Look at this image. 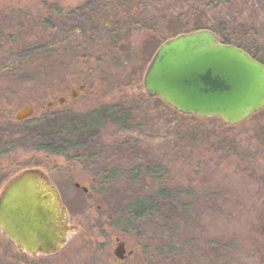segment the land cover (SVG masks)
I'll return each mask as SVG.
<instances>
[{"label": "rangeland", "instance_id": "obj_1", "mask_svg": "<svg viewBox=\"0 0 264 264\" xmlns=\"http://www.w3.org/2000/svg\"><path fill=\"white\" fill-rule=\"evenodd\" d=\"M123 1L130 0H0V139L36 124L57 129L59 138L63 119L70 114L79 117L103 108L116 112L123 108L130 115L124 120L127 125L104 117L91 127L96 133L90 139L88 163L106 171L161 163L166 187L174 195L162 201L163 209L152 219L123 232L124 225L113 221L118 199L133 191L124 179L111 185L119 193L118 199L109 200L92 186L93 177L81 156L15 145L0 154V193L26 169L40 172L55 184L69 229L64 245L47 255L23 251L0 228V264H141L140 259L143 264L146 259L149 264H264V109L231 126L221 118L176 112L177 117L143 87L144 72L163 41L198 29L218 37L212 23L220 19L245 29L251 41H258L252 35L256 32L264 50V0H224L227 16L222 18L227 21L201 0L153 1L160 14L152 9L143 13L140 21L122 29L124 42L109 50L106 26L101 28V23L123 11L118 4ZM138 3L150 4L133 0L126 5ZM87 9L94 13V24H82ZM71 20L77 29L74 34L68 26ZM191 23L201 28L194 29ZM46 31L53 32V39H42L39 54L29 58L21 53L20 42ZM7 42L18 44L10 47ZM84 78L87 87L79 89ZM29 104L35 113L16 122L13 113ZM133 229L141 231L139 237ZM116 237L134 248L123 263L112 253Z\"/></svg>", "mask_w": 264, "mask_h": 264}, {"label": "water", "instance_id": "obj_2", "mask_svg": "<svg viewBox=\"0 0 264 264\" xmlns=\"http://www.w3.org/2000/svg\"><path fill=\"white\" fill-rule=\"evenodd\" d=\"M143 87L178 112L218 117L235 125L264 108V63L242 48L221 42L212 31L198 29L159 45L144 72ZM33 112L32 106H26L14 117L21 120ZM0 228L27 252L52 253L64 245L66 211L40 172L25 170L5 186ZM122 247L123 242L116 255Z\"/></svg>", "mask_w": 264, "mask_h": 264}, {"label": "trees", "instance_id": "obj_3", "mask_svg": "<svg viewBox=\"0 0 264 264\" xmlns=\"http://www.w3.org/2000/svg\"><path fill=\"white\" fill-rule=\"evenodd\" d=\"M140 1V0H139ZM149 5L141 6L140 3L136 5H130L133 7H129L127 5H121L122 10L121 12H114L113 16L109 21H105V24L101 23L102 26L105 27V41L106 45L108 46L109 50L117 49L118 45L122 44L123 39H125L122 35V29L124 30L127 26H132V24H136V20L140 21V17L143 13H149L152 9V12L159 13V10L156 9L152 4L153 1L157 0H141V2H148ZM202 3L205 5V8H212L211 10H215L218 14V17H225L227 16V11L223 9L224 0H201ZM128 2H133L130 0ZM143 4V3H142ZM129 5V4H128ZM218 6V7H217ZM127 7V8H125ZM85 10L84 7L76 10ZM261 10L264 11V1L262 2ZM60 13V12H58ZM77 13V11H76ZM264 13V12H263ZM70 14H75V11H72ZM78 15H85V12H79ZM92 9H87L85 15V21H82V24H94L96 22L95 17L92 15ZM206 14V12H205ZM96 15V14H95ZM101 16L105 18L106 13H103ZM178 16H180L178 14ZM216 18V17H214ZM224 21H227L226 18H222ZM223 20H217L214 24L212 23L213 31L217 32V35L221 42L227 44L236 45L239 48L244 49L248 52L252 57L259 60L260 62L264 63V50L261 48L260 36L255 32L258 36V41H251V38L246 37L245 29H237L229 22H223ZM195 28H201L200 25H194L195 23H191ZM70 27V32L74 34V20H71L68 23ZM99 26V23L95 24L94 29ZM232 29V33H229L227 29ZM120 29V30H119ZM255 31V29H254ZM48 31L36 35L34 33L33 38L31 41L28 42H20L19 44L22 46L21 53L27 55L29 58L39 54L37 51L39 50V45L42 44V39H46V37L53 39V32L51 35L47 34ZM94 34V33H93ZM253 39V38H252ZM254 42V44H253ZM18 44V42L10 43L7 42V45L10 47H14ZM115 47V48H114ZM1 51V50H0ZM82 80V84L84 87H87L86 83ZM264 108L261 110L254 112L250 115V118L258 116L262 112ZM171 114H175L177 116V110L173 109L172 107L169 108ZM52 114V113H49ZM50 116V115H49ZM113 116V117H112ZM129 113L123 109L119 108L118 112L115 109L108 110L103 108L102 111H91L89 113H85V115L76 117L68 115L63 119V123L61 126H64L61 136L58 138L56 137V130H49L44 129L39 125H35L30 129L21 130L18 133H11L7 137H1L0 139V154L4 152H9L15 145H21L20 147L23 149H30L33 151H42L46 154H54V155H64L69 157V153H73V155L81 156L83 160L84 169L88 170L92 175V186L101 193L102 197L110 198L109 200L118 199L115 196H118L119 189L113 190L111 189V185L117 182V185L120 183V178L124 179L125 184L129 185L133 188L130 194H126L124 197H120L119 200V209L115 210L117 214L115 215L114 223L128 225L130 226L128 230L131 228L132 225L140 224L141 221H149V218L152 219V216H155L156 213H159L163 209V200L166 199L170 194L174 195V192L171 189L166 187L168 185V181H166L165 172L163 169V165L161 163L157 164L152 162V165H148L143 163H138L133 167L129 168H114L110 170L103 169V166L97 165L91 166L88 159L91 147V136L96 133V131L91 132V127H94L97 123L101 121L104 117H108L116 123L121 125H127L124 120L127 118ZM178 117V116H177ZM182 117V115L179 116ZM28 118V117H27ZM25 118V119H27ZM115 118V119H113ZM134 118V117H133ZM132 118V120H133ZM218 118V117H209ZM14 119V118H13ZM22 119V120H25ZM52 119V118H51ZM247 119V120H248ZM15 120V119H14ZM40 120V119H38ZM16 122H20L15 120ZM26 121V120H25ZM244 122V121H243ZM194 125V124H193ZM188 127H194L189 126ZM231 126V125H230ZM215 128V127H213ZM59 130H61L59 128ZM59 133V132H58ZM98 133V132H97ZM150 138H153V135H150ZM88 142V144H86ZM91 169V170H90ZM162 170L164 172H162ZM139 182V184L137 183ZM145 182V183H140ZM122 184V183H121ZM138 184V185H137ZM110 185V186H109ZM123 185V184H122ZM137 185V186H135ZM140 185V186H139ZM139 186V187H138ZM175 195H178L175 193ZM175 198V201L179 200ZM182 207L185 209L186 203L185 201H181ZM127 229H122L125 232ZM135 233H137V237L141 234L139 229H133Z\"/></svg>", "mask_w": 264, "mask_h": 264}, {"label": "flooded vegetation", "instance_id": "obj_4", "mask_svg": "<svg viewBox=\"0 0 264 264\" xmlns=\"http://www.w3.org/2000/svg\"><path fill=\"white\" fill-rule=\"evenodd\" d=\"M107 1V0H106ZM110 1V0H109ZM116 1H119V0H116ZM115 2V1H114ZM115 3H117V2H115ZM128 2H126V1H123V2H118V4H120V5H126ZM78 88L80 89V88H84V85L83 84H81V85H79L78 86ZM71 94H72V97L74 96L73 94L74 93H72V91H71ZM63 99H62V97H60V98H58V103H61V101H62ZM26 106H32L31 104H29V105H26ZM26 106H24V107H26ZM33 107V106H32ZM34 108V107H33ZM17 111V110H16ZM15 111V112H16ZM15 112L13 113V118L15 119V117H14V114H15ZM35 113V108H34V112H33V114ZM32 114V115H33ZM31 116V115H30ZM29 117V116H28ZM27 118V117H26ZM23 119H25V118H23ZM16 120V119H15ZM22 120V119H21ZM17 121H20V120H17ZM10 152V151H9ZM4 153H6V152H4ZM8 153V152H7ZM26 170H28V169H26ZM21 173H19L18 175H20ZM18 175H15L13 178H11L8 182H7V184L11 181V180H13L14 178H16ZM49 181V180H48ZM6 184V185H7ZM50 184L54 187V190L57 192V194H58V197H59V193H58V190L56 189V186H55V184L54 183H52V182H50ZM5 185V186H6ZM74 185L76 186V187H80V183L79 182H75L74 183ZM5 188V187H4ZM4 188H3V190H4ZM3 190H2V192H3ZM84 190V189H83ZM2 192L0 193V196H1V194H2ZM59 199H60V201H61V198L59 197ZM61 204H62V202H61ZM65 209V208H64ZM66 210V209H65ZM66 215H67V213H66ZM68 220V219H67ZM67 225H68V222H67ZM118 225V224H117ZM115 226V225H114ZM130 226H128V225H124V227L122 228V229H127L128 230V228H129ZM131 227H133V225L131 226ZM137 227H139V226H137ZM68 229H69V227H68ZM126 230V231H127ZM68 231V230H67ZM67 233V232H66ZM12 244H15L13 241H11V240H9ZM137 241V240H136ZM123 242V247L121 248V250H119L118 252H119V255H116L115 254V249H116V247L119 245V244H121ZM16 245V244H15ZM63 246V245H62ZM61 248V247H60ZM145 249H146V247H145V245H144V249L142 250V253H145ZM58 250V249H57ZM56 250V251H57ZM24 251V250H23ZM56 251H54V252H56ZM25 252H27V251H25ZM54 252H52V253H54ZM30 253H32V254H37V253H42L41 251H37V252H30ZM52 253H42V254H52ZM112 253H113V256L117 259V261H119L120 263H123V262H125V261H127L128 259H129V257L131 256V255H133V253H134V248H129L128 247V244H127V242L124 240V239H120L119 237H116L115 238V246H114V248H113V251H112ZM146 254H142V257H144ZM24 258V257H23ZM141 260V264H143V260L142 259H140ZM146 261H147V264H149V261H150V259H146ZM151 264H152V262H151Z\"/></svg>", "mask_w": 264, "mask_h": 264}]
</instances>
